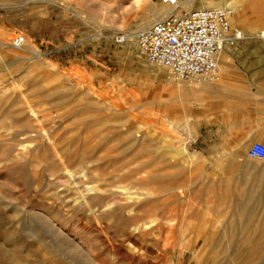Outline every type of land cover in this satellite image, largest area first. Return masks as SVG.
I'll list each match as a JSON object with an SVG mask.
<instances>
[{
    "label": "rangeland",
    "instance_id": "374dc122",
    "mask_svg": "<svg viewBox=\"0 0 264 264\" xmlns=\"http://www.w3.org/2000/svg\"><path fill=\"white\" fill-rule=\"evenodd\" d=\"M231 1H244L249 17L242 26L232 13L233 27L250 37L264 29V18L256 23L264 0ZM150 2L0 0V264H17L14 255L21 264H82L55 251L62 239L89 264H224L233 253L216 238L231 220L244 225L232 198L264 168L247 156L264 145V42L229 48L226 81L221 71L213 85L177 79L138 53L136 36L155 19ZM115 35L135 36V47ZM19 36L25 43L15 48ZM79 156L84 162L64 169ZM166 187L179 192L146 195ZM137 197L142 212L123 217L142 221H111L119 202ZM151 216L166 222L140 237L154 228ZM262 218L264 207L235 241L262 250ZM30 230L46 246L26 237Z\"/></svg>",
    "mask_w": 264,
    "mask_h": 264
},
{
    "label": "built area",
    "instance_id": "2783aa9c",
    "mask_svg": "<svg viewBox=\"0 0 264 264\" xmlns=\"http://www.w3.org/2000/svg\"><path fill=\"white\" fill-rule=\"evenodd\" d=\"M177 5L181 0H161ZM232 12L226 8L195 9L173 14L154 22L136 36L138 53L149 63L168 69L180 80L197 83H215L220 76L219 56L225 48H233L254 37L264 42V29L255 36H247L233 27ZM115 43L124 45L127 38L115 35ZM25 43L24 37L12 41L15 48ZM247 156L264 160V145L253 143Z\"/></svg>",
    "mask_w": 264,
    "mask_h": 264
},
{
    "label": "bare ground",
    "instance_id": "6f19581e",
    "mask_svg": "<svg viewBox=\"0 0 264 264\" xmlns=\"http://www.w3.org/2000/svg\"><path fill=\"white\" fill-rule=\"evenodd\" d=\"M150 1L151 2L147 5V10H145V12L146 11L147 12H153L155 14V19H153L154 20L153 23L154 22H157V21H160L163 18L168 17L170 15L180 14L181 13V10L189 11V10L206 9V8H209V9H215V8H226V9H229L233 13V19L235 20V22L241 24L242 26H245V24H246L245 22L249 21V17L247 15L246 10L245 11H242L244 8L247 7V5H245V3H244L243 0H241V2L243 1L241 4L238 1H231V0H226V1H223V0H182V1L178 2L177 5L168 4V6L167 5H163V4L158 5V4H156L154 2V0H150ZM249 1L252 2L254 0H249ZM3 2H5V1H3ZM50 2H54V0H50ZM196 3L199 4L200 6L199 7H197V5L194 6V4H196ZM57 4L63 6V4H61V3H57ZM250 6H252L251 3H250ZM241 7H242V9L240 10ZM72 11H74L78 16L84 18V16L82 15V12H79V10L78 11L77 10H72ZM143 13H144V11H143ZM258 13H260V12H257V13L255 12L254 15L255 14H258ZM146 14L147 15H144L143 14L144 16L142 17V21H141V22H143L145 24L146 23H149L150 18H151V17L148 16L149 15L148 13H146ZM263 18L264 17H262L256 23L259 24V22H261L263 20ZM255 24L252 23L251 26L254 27ZM147 27H149V26H147ZM135 34L133 33V34H131V36L132 35H135ZM246 34L248 35V33H246ZM125 37L127 38V36H125ZM126 45H128L127 47L130 50L133 47H135V36L132 37V38L130 37L129 40L126 42ZM136 46H137V43H136ZM228 51H229V49L225 48L223 50V52L220 54V56H219V67L221 69L220 71L221 72H224V76H223L225 78V79L223 78L224 81L227 80V75L229 74L230 69H231V62H230V58H229ZM35 56H38V55L35 53ZM210 85H213V84H210ZM215 85L219 86L220 84L219 85L218 84H215ZM65 151H66V148H64V152ZM61 154H62V152H61ZM64 154H66V153H64ZM57 156H58V154H57ZM82 162H84V157L83 156H79V157H76V159H74V160H71L70 159L69 161H64V162H62V164L64 166V169L68 170L67 168L69 166H71L73 164L76 165V164L82 163ZM251 173L254 174V177H252L253 178L252 179V185L249 186V187H244L237 194V196L235 198H232V201H233V203L235 205V208L237 210L236 212L238 213V216L243 215L246 218L245 219V223H243L244 225L241 226V227H237L233 223L235 221L234 220H231L230 223H229V225L225 228V230L222 229L223 230V233L219 234V236L216 238V243L217 244H221L223 242V240L225 238H227L228 240H226V241H227L228 247L229 248H232V252L233 253L228 254V256H226L222 260H220V262L221 263H224V264L233 263L234 261H238L240 264L241 263L242 264H264V247H263L262 250H259L258 251L257 250V247H255V246H252L250 248L243 247L246 244V241L243 240V239H240L239 242L235 241V237H236L237 233L240 232L242 235H244L243 233L246 232L247 229L250 226H252V223L254 221L255 215L257 214L258 210L260 208L264 207V198L259 195L260 194L259 192L261 190H264V168H254V169H252ZM138 182L140 183L141 181H138ZM175 189H177L176 191H178V188H175ZM175 189L174 188H169V187L168 188L167 187L166 188H163V189H161V191H153L154 189L153 190H151V189L147 190L146 189L147 190L146 195L147 196H152V195L159 196V194H161V193L164 194V193L172 192V191H175ZM143 195H145V194H143ZM160 196H164V195L161 194ZM169 196H170V194H169ZM175 196H176V194H175ZM165 197H166V195H165ZM134 200H136V201H134ZM134 200H133L134 201L133 205H127V203L125 204V203L119 202L121 205H119L118 209L114 211L116 213V215L113 216V217L109 216V218H113V220L111 219V221L112 222L113 221L115 222L114 219H116L117 221L118 220H122V221H124V224H126V223L130 224V223H133L132 221H136V220L138 222L139 221H142L143 218H142V220H140L139 218H141V217H139V218L138 217H135L137 213L142 212V208L136 207V205H135V204H137V201L140 200V198L137 197V199H134ZM88 201H90V200H88ZM106 205H107L106 206L107 209H109L110 204H106ZM102 207H104V206H102ZM91 208L92 207H88L89 211L91 210ZM144 209H146V206L144 207ZM147 209H149V207H147ZM149 210H151V209H149ZM117 211H119V212L117 213ZM127 212L134 213L135 216H133V217L128 216L127 218H124L123 216ZM150 218H151V220L149 222H151V223L155 222L154 228L149 229V231H146L145 229L139 231V228L135 227L140 232V237H146V235H148L149 233L151 234V233H154V231L161 229L162 222L163 221L166 222L165 221V218L163 220L161 219L160 221L158 220V217H155V216H151ZM240 218L241 217H239V219ZM157 221H158V223H157ZM146 224L147 223L145 222L143 224V226L146 225ZM263 225H264V219H263ZM140 227H141V225H140ZM51 230H52V228H50V226H49L48 227V232H50ZM158 232H160V231H158ZM53 236L55 238H58L59 237V235L57 233L53 234ZM26 237H29L30 239H32L37 244H40L42 246H46V243L47 242L42 238L41 234L39 232H37V231H34V230L28 231V234L26 235ZM253 242L256 244L257 241H253ZM59 243H60L59 245H56L55 246V251L56 252H60V251L64 252V250H67V251H69V253H72L74 256H79L82 259H84L83 262H82V264H89V263H91V261L88 258H84L82 256V253H81V251L79 249H77L73 245H70L68 243V241L66 242V241H64L62 239V240H60ZM1 253H3V254L6 255V252H5L4 249L1 250ZM14 257H15V255H14ZM14 257L12 256L9 259L11 261H13L14 263H17V264H21L22 263V262H20L19 259L14 258ZM36 258H37L36 259V261H37L38 260V257H36ZM218 260H215L213 262V264H218L219 263ZM50 262L46 260L45 261V264H50ZM36 264H39V263L36 262ZM70 264H74V263L70 262Z\"/></svg>",
    "mask_w": 264,
    "mask_h": 264
}]
</instances>
